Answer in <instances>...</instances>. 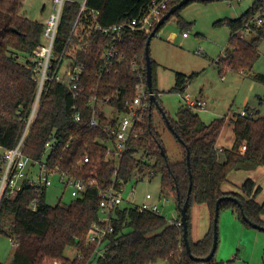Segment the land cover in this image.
Returning a JSON list of instances; mask_svg holds the SVG:
<instances>
[{
    "label": "trees",
    "instance_id": "trees-1",
    "mask_svg": "<svg viewBox=\"0 0 264 264\" xmlns=\"http://www.w3.org/2000/svg\"><path fill=\"white\" fill-rule=\"evenodd\" d=\"M152 1L86 0V7L73 33L81 4L66 2L54 51L59 56L66 49L67 57L75 65L84 66L83 89L77 92L65 84L52 83L42 99L25 153L38 160L49 153L50 166L58 165L61 170L86 182L94 179L96 184L88 183L85 192L68 205L47 203V191L33 187L5 197L0 204V234L18 243L9 264H152L160 260L167 264H221L216 254L209 262H203L194 260L187 250L183 225L177 223L181 222V209L188 197L187 236L192 255L199 259L208 256L212 250L216 205L223 196L236 197L241 206L226 198L219 204L220 213L223 209H231L247 227L252 225L244 220L243 215L250 222L264 227V203L256 200L262 189L254 179L248 178L243 182L241 193L223 190L230 172L240 164L251 162L264 167V115L259 112L254 111V116L233 113L230 118L224 116L206 123L194 108L185 104L179 108L174 119L159 103L157 94L151 100L145 122L138 125L136 136L129 141L120 164L106 159L109 135L105 129L114 124L115 119L107 117L100 106H110L120 113L127 110L140 80L132 68V61H138L146 82L145 48L155 27L124 31L116 41L118 56L124 60L117 62L116 68L110 71L102 67L105 51L115 41L100 27L109 28L139 17L148 10ZM180 1L172 0L165 14ZM194 1L171 15L153 37L172 18H177L181 26L192 25L181 16V11ZM23 3L24 0H0V146L4 149L13 148L20 140L38 86L35 63L30 58L42 43L45 24L23 16ZM259 18L263 19L261 24L258 23ZM222 23L229 27L230 38L225 54L215 61L216 65L222 75L227 70L249 75L260 58L259 46L264 40V0H253L239 18L216 22L218 25ZM243 32L255 37L248 41L246 35H241ZM151 64L153 92L158 93L154 59ZM197 74L177 72L175 86L170 92L184 96L187 86ZM251 75L255 81L264 84L263 73ZM93 94L99 100L96 106L99 127L90 123L94 109L89 98ZM155 110L163 113L171 131L180 137L184 147L182 160L170 161L155 123ZM77 115H80L79 121L75 119ZM227 123L233 124L235 141L231 149L224 150L225 158L221 161L218 142ZM49 140H55V145L46 153V142ZM244 144L246 150L242 152ZM188 149L190 166L187 163ZM86 155L90 156V161L83 163ZM148 175L160 176L163 192L176 195L177 219L169 221L162 214L141 211L134 205H122L115 209L112 216L114 231L98 250L95 245H86L91 226L99 217L100 189L113 184L124 187L135 178ZM193 202L207 205L211 213V227L198 241L191 238ZM67 248H74L76 255L72 258L66 256ZM228 264H231L230 261Z\"/></svg>",
    "mask_w": 264,
    "mask_h": 264
},
{
    "label": "rangeland",
    "instance_id": "rangeland-1",
    "mask_svg": "<svg viewBox=\"0 0 264 264\" xmlns=\"http://www.w3.org/2000/svg\"><path fill=\"white\" fill-rule=\"evenodd\" d=\"M75 1L83 3L84 0ZM252 3L253 0L192 2L181 11L186 21L192 25L181 26L177 23L176 18H172L153 37L150 53L156 62L155 76L158 88L156 95L158 94L159 103L172 118H177L179 108L185 103L180 93L170 92L175 84L176 72L198 73L186 88V92L193 98L197 96L206 101V110L197 109L202 120L206 123L224 116L230 118L233 113L240 112L246 107H253L260 115H264V84L253 80L251 75L253 73L264 74V40L259 46L260 58L249 75L231 70H227L225 75H222L215 62L218 57L224 55L230 37L229 27L224 23L218 25L216 22L226 18H239ZM47 5L51 6L50 2ZM184 33L187 36L184 37ZM172 34L175 35L174 38H172ZM254 37L255 35L251 33L246 35L248 41ZM259 98L262 99V103H259ZM100 109L107 117L118 116L110 106L103 105L100 106ZM154 118L170 161L182 160L184 147L171 131L163 113L160 110H155ZM234 137L233 124L227 123L223 129L220 144L218 143L219 146L231 149ZM219 154L220 160L223 161L224 150L220 149ZM48 155L49 153L43 161L48 159ZM248 178L254 179L264 190V167L251 162H244L232 170L227 181L223 184V189H232L241 193V185ZM51 179L53 184L46 192L47 203L68 205L73 199L80 196V193L74 188L64 189L58 176L53 175ZM163 191L160 176L137 177L124 186L123 206L143 203L147 193H151L154 199H159L162 194H165L168 195L170 201L163 206L162 215L169 221H174L178 217L176 195ZM263 198L262 195L261 199ZM191 214L193 232L196 230L195 234L203 235L205 229L210 225L208 209L203 204L193 202ZM238 219L237 214L229 209L221 211L216 259L221 264H228L229 261L231 264H264V241L249 235L247 232L258 231L249 229ZM244 226L248 229H245ZM259 234L264 236V232ZM13 240L16 242L15 239ZM14 241L9 236L0 234V264L10 263L16 250ZM65 254L72 258L76 255V250L67 248ZM152 264H167V262L160 260Z\"/></svg>",
    "mask_w": 264,
    "mask_h": 264
},
{
    "label": "built area",
    "instance_id": "built-area-1",
    "mask_svg": "<svg viewBox=\"0 0 264 264\" xmlns=\"http://www.w3.org/2000/svg\"><path fill=\"white\" fill-rule=\"evenodd\" d=\"M52 1V10L45 22L43 41L34 51V55L30 58V60L35 63L34 71L38 74V86L25 130L20 140L13 148L4 149L0 146V204L5 197L15 196L24 188L33 187L47 191L53 184L51 179L53 175L59 177V182L64 186V189L74 188L80 195L85 192L88 183L91 185L96 184L94 179H90L86 182L84 179L78 178L66 170H61L58 165L50 166L48 159L43 161L46 154L42 159L38 160L31 158L25 153V145L38 114L42 99L50 89L52 83L59 82L65 84L67 88L77 92H82L83 89L81 84H83L82 74L84 73V66L75 65L72 61L69 67L67 66V61L69 59L66 55V49H64L59 56H56L54 51L65 4L69 0ZM171 2L172 0H153L148 10L143 15L109 28L100 27L103 32L111 35L115 41L105 51L103 70L110 71L115 69L117 66L116 63L124 60L123 57L119 58L116 48V41L122 37L123 32L126 30L131 32L150 30L156 27L163 18ZM85 7L86 1L81 4L79 17L75 22L72 33L75 31L80 15ZM95 14H99V12L97 11ZM262 22L263 19L259 18L258 23L261 24ZM184 35L187 36L186 33ZM241 35H246V32H243ZM132 68L136 71L140 79L136 85V95L133 101L129 103L125 112L120 113L113 109L118 116L113 117L115 123L108 125L105 129L109 135V140L106 142V159L115 162L117 165L120 164L121 157L127 149L129 141L136 136L138 125L145 122L146 115L150 109L152 96L156 95V93L149 91L147 80L144 82V72L140 70L138 61H132ZM89 102L90 106L94 109L90 123L94 127H99L100 121L96 114V106L99 104V100L97 96L93 94L90 95ZM185 102L186 105L194 109L206 105L205 101L194 100L188 93H185ZM238 114L240 116L255 115L254 111H249L247 109L241 110ZM75 119L79 121L81 119L80 115H77ZM54 145L55 140L47 141L46 153L54 148ZM245 150L246 145L244 144L241 146V151L244 152ZM89 161L90 156L86 155L83 159V163H88ZM123 191L124 187H117L114 184L108 188L100 189L99 217L91 226L86 238V245H95L98 250L107 236L114 231L112 216L115 209L123 205ZM169 201L168 195L162 194L159 199H154L151 193H147L143 203L132 205L138 206L141 211L162 214L163 206L169 203ZM35 206L36 205H34V208ZM177 224L181 225L182 222ZM15 244L18 245L17 242H15ZM99 254L103 255V252ZM77 256L82 258L79 254Z\"/></svg>",
    "mask_w": 264,
    "mask_h": 264
},
{
    "label": "water",
    "instance_id": "water-1",
    "mask_svg": "<svg viewBox=\"0 0 264 264\" xmlns=\"http://www.w3.org/2000/svg\"><path fill=\"white\" fill-rule=\"evenodd\" d=\"M190 1H192V0H181L178 4H175L174 6H172L171 9L159 21V23L157 24V26L155 27V29L151 32V35H150L149 39L147 40L146 48H145V57H146V69H147V85H148V88H149V91L150 92H153V70H152V64H151L152 58H151V53H150L151 39L155 35L156 30L161 25H163L165 23V21L171 15H173L174 13H176L177 11H179L183 6H185ZM202 1H218V0H202ZM154 99H155V95L152 96V100H154ZM176 136H177V138L179 140H181L178 135H176ZM162 152H163V155L166 156L165 151L162 150ZM187 163H188V166H190V150L189 149H188V153H187ZM191 187H192V183H191ZM226 198H228V199L236 202L237 204H239V206H241L240 201L236 197H234V196H223V197H221L218 200L217 205H216V214H215V218H214V242H213V247H212V250L209 253V255L206 256V257H204V258H201V259H199L197 257H194L192 255L190 243L188 241V236H187V233H188L187 211H188L190 197L187 198L184 206L182 207V209H181V215H182L181 222H182V225H183V228H184L183 237H184V240L186 242L187 250H188V252L190 253L191 257L194 260H202L203 262H209L215 256L216 251H217V247H218V241H219V230H218L219 214H220L219 204H220V202L222 200H224ZM243 218H244L245 221H247L248 223H250L254 228H256L258 230L264 231V227L263 226H261V225H259L257 223L250 222L249 219L245 215H243Z\"/></svg>",
    "mask_w": 264,
    "mask_h": 264
},
{
    "label": "crops",
    "instance_id": "crops-1",
    "mask_svg": "<svg viewBox=\"0 0 264 264\" xmlns=\"http://www.w3.org/2000/svg\"><path fill=\"white\" fill-rule=\"evenodd\" d=\"M69 1H75V0H69ZM86 0H84L83 1V3L85 2ZM48 2H50V4H51V6H48L47 5V3ZM196 2V0L194 1V3ZM208 2H212V1H208ZM83 3H80V4H83ZM39 4V0H24V3H23V6H22V8H21V14L23 15V16H25V17H27V18H29V19H31V20H36V21H39V22H41V23H43V24H45V22H46V19L48 18V16H49V14H50V12H51V10H52V6H53V1L52 0H40V4ZM191 4V3H190ZM252 5V4H251ZM188 6V5H187ZM182 9V8H181ZM180 9V10H181ZM34 14H36L35 15V17H33V15ZM181 16L186 20V18L181 14ZM221 20H223V19H221ZM176 21H177V23H178V19L176 18ZM185 34V33H184ZM230 36V35H229ZM175 37V35L174 34H172V38H174ZM184 37H185V35H184ZM230 38V37H229ZM42 41H43V37H42ZM228 47V46H227ZM227 47H226V49H227ZM226 49H225V51H226ZM199 53H201L200 51H199ZM225 54V53H224ZM223 56V55H222ZM219 58V57H218ZM69 60L67 61V66H69L70 67V65L72 64V59L71 58H68ZM73 63H74V61H73ZM177 73V72H176ZM181 73H184V72H181ZM184 74H186V73H184ZM193 74V73H192ZM242 74V73H241ZM186 75H190V74H186ZM224 77V76H223ZM254 80V79H253ZM257 82V81H256ZM175 83H176V78H175ZM174 86H175V84H174ZM189 86V85H188ZM188 86H187V88H188ZM161 91H164V90H161ZM160 93V92H159ZM186 93H188V92H186ZM189 94V93H188ZM190 96H191V98L192 99H194V100H203L202 98H200V97H195V98H193L192 97V95L190 94ZM183 98H184V101H185V95L184 96H182ZM261 98V97H260ZM259 98V99H260ZM204 101V100H203ZM206 102V101H205ZM259 103H262V99H260V101H259ZM184 104H186V102L184 103ZM183 104V105H184ZM183 105H181V106H183ZM206 108H207V103H206V105L204 106V107H200V108H195V111L198 113V111H197V109L198 110H206ZM245 109H250V110H253V111H256L257 112V110L255 109V108H253V107H246ZM239 112H237V114H238ZM200 115V114H199ZM220 139H221V137H220ZM220 139H219V144H220ZM234 141H235V137H234ZM219 144H218V148L219 149H221V150H226L225 149V147H222V146H219ZM233 144H234V142H233ZM261 189H262V187H261ZM224 190V189H223ZM225 192H235V193H240V192H238V191H233L232 189H228V190H224ZM263 192H264V190L262 189L261 190V194L259 195L258 194V196H257V198H256V200L259 202V203H264V198L263 199H261V196L263 195V197H264V194H263ZM204 206H206V208L208 209V211H209V213H210V210H209V208H208V206L207 205H205V204H203ZM230 211H232L233 213H236L234 210H231V209H229ZM237 214V213H236ZM192 215V214H191ZM237 217H238V215H237ZM239 220V219H238ZM246 226V225H245ZM244 226V227H245ZM192 227V226H191ZM210 227H211V213H210V225L205 229L206 231H205V233H203V235L202 234H200V235H197V234H195V231L193 232V229L191 228V238L193 239V241H198V240H200V239H202L205 235H206V233L209 231V229H210ZM247 227V226H246ZM245 227V229H248V228H246ZM249 229H254L255 231H258V232H247V233H249V235H253V236H255V238H257V239H260L261 241L263 240L264 241V236H260V235H262V234H259L260 232H264V231H262V230H258V229H256V228H254L253 226L252 227H249ZM199 231V230H198ZM246 231V230H245ZM250 231V230H249ZM197 232V231H196ZM251 233H253V234H251ZM263 238V239H262ZM16 245V244H15ZM17 246V245H16Z\"/></svg>",
    "mask_w": 264,
    "mask_h": 264
}]
</instances>
